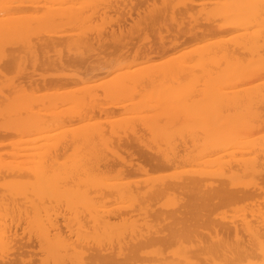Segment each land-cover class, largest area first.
<instances>
[{
  "label": "bare ground",
  "instance_id": "1",
  "mask_svg": "<svg viewBox=\"0 0 264 264\" xmlns=\"http://www.w3.org/2000/svg\"><path fill=\"white\" fill-rule=\"evenodd\" d=\"M0 148V264H264V0H0Z\"/></svg>",
  "mask_w": 264,
  "mask_h": 264
},
{
  "label": "rangeland",
  "instance_id": "2",
  "mask_svg": "<svg viewBox=\"0 0 264 264\" xmlns=\"http://www.w3.org/2000/svg\"><path fill=\"white\" fill-rule=\"evenodd\" d=\"M222 35V36H224L226 33H218V34H216V35H213V36H211L212 38H217V37H222V36H220V35ZM202 41V40H201ZM193 42V43H192ZM192 42H189V44L187 43V46H186V44L185 45H183V47H186V49H187V47L188 48H190V47H192L195 43H196V41L194 42V41H192ZM197 42H200V41H197ZM183 49H185V48H183ZM162 57V56H161ZM160 57V58H161ZM157 58H159V57H155V58H153L154 60H157ZM136 59V61H140L139 59V57H137V58H134V60ZM57 67V66H56ZM56 67H54V68H52V66H47V67H45V68H40V67H36L35 68V70H33L35 73H37V71H38V73H39V71L40 72H42V73H51V72H53V73H55V72H58V70H56ZM67 67H64L63 69L65 70V71H68V69H66ZM11 72H15V71H12V70H10ZM9 71V72H10ZM33 72V73H34ZM9 74V73H8ZM99 78H102V75L100 74V75H98L95 79H99ZM46 90H50L49 88H41V89H39V92H42V93H44V92H46ZM119 116L120 115V112H118V111H114V112H112V113H110L109 114V117H111V118H113V117H117V115ZM103 119V118H102ZM15 137V136H14ZM14 137H12V138H14ZM16 138V137H15ZM4 147H9L8 145H6V146H2L1 148H4ZM0 148V149H1ZM149 171L150 172H152V173H157V172H160L161 171V169H149ZM171 248V247H170ZM166 249V248H165Z\"/></svg>",
  "mask_w": 264,
  "mask_h": 264
}]
</instances>
